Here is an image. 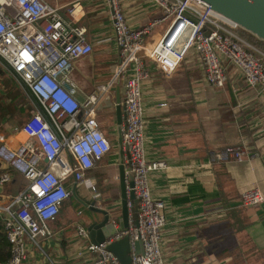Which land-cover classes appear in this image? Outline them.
Listing matches in <instances>:
<instances>
[{
  "label": "built area",
  "instance_id": "obj_1",
  "mask_svg": "<svg viewBox=\"0 0 264 264\" xmlns=\"http://www.w3.org/2000/svg\"><path fill=\"white\" fill-rule=\"evenodd\" d=\"M107 1L119 65L106 85L79 100L73 65L93 51L85 29L72 16L65 19L59 8L44 0H0V68L33 108L22 125L14 129L23 140L15 146L0 145V164L4 167L0 168V188L15 174L26 182L17 195L0 204V219L10 245L6 264H29L27 241L52 235L49 223L57 218L71 194L69 179L83 183L86 172L111 152L112 145L96 113L103 96L117 81L125 82L121 143L126 202L130 209L127 173L131 172L132 191L138 200V225L133 226L129 217L126 229L98 245L90 241L82 225H76V235L92 255L91 264H120L107 247L124 237L129 240L131 264H167L160 247L165 207L153 199L149 185L150 175L166 170L167 164L148 160L145 155L142 85L148 72L143 57L171 75L190 51H195L209 87L222 90L235 72L251 91L264 98V52L214 16L200 0H148L161 15L137 29L127 23L117 0ZM160 26V38L146 46V38ZM212 160L243 163L248 159L241 148L227 147L213 153ZM261 204L264 193L259 189L241 193L243 207ZM135 242L140 243L139 254Z\"/></svg>",
  "mask_w": 264,
  "mask_h": 264
},
{
  "label": "crops",
  "instance_id": "obj_2",
  "mask_svg": "<svg viewBox=\"0 0 264 264\" xmlns=\"http://www.w3.org/2000/svg\"><path fill=\"white\" fill-rule=\"evenodd\" d=\"M44 1L59 8L65 19L72 16L85 29L87 41L93 47L89 56L73 65L78 99L84 100L106 85L119 65L109 3ZM117 1L134 29L161 15L148 0ZM162 28L157 27L146 38V46L160 38ZM143 62L148 72L142 85L145 155L148 160H163L167 164L166 170L154 172L149 178L153 199L165 207L160 247L166 263L232 264L236 260V264H264V204L248 208L241 205L243 191L257 188L264 193V98L251 91L235 72L222 90L209 87L203 80L195 51H190L171 75L164 74L145 57ZM116 88L122 101L123 81H117L110 88L111 104L96 113L106 137L116 134V147L109 139L111 152L88 170L85 181L76 186V196L105 210L115 228L121 207ZM164 103L166 108H160ZM8 106L12 113L3 111ZM32 110L8 74L0 80V145L3 142L15 146L23 140L14 129L22 125ZM227 147L241 148L248 160L214 162L213 153ZM0 168H4L2 164ZM25 185L22 177L13 175L11 182L0 188V204L17 195ZM73 185L70 178V191ZM65 203L57 218L49 223L52 235L36 242L27 241L29 264H91L92 255L85 251L75 227L82 222L88 225L99 216L75 198Z\"/></svg>",
  "mask_w": 264,
  "mask_h": 264
},
{
  "label": "water",
  "instance_id": "obj_3",
  "mask_svg": "<svg viewBox=\"0 0 264 264\" xmlns=\"http://www.w3.org/2000/svg\"><path fill=\"white\" fill-rule=\"evenodd\" d=\"M206 4L212 14L230 26L249 34L256 40L264 43V0H200ZM125 82H123L124 86ZM115 111L117 118V134H118V152H119V175L121 188V207L120 216L118 219V227L115 228L111 222L109 214L103 210L94 207V204H88L80 200L76 196L77 182L74 180V185L71 189V195L78 200V202L87 210L95 212L99 218L91 220V223L86 225L82 222L88 232L90 241L98 245L107 239L113 238L128 227V219L132 220V225H138V200L134 197L133 188V174L127 173V181L131 189L129 193L132 202L130 209L127 208L126 202V171L123 165V152L121 143V113L123 106L121 105V96L119 88H116ZM136 253H141L139 242L134 243ZM107 250L111 252L119 261L120 264H131L130 246L127 237L118 241L112 242L108 245Z\"/></svg>",
  "mask_w": 264,
  "mask_h": 264
},
{
  "label": "trees",
  "instance_id": "obj_4",
  "mask_svg": "<svg viewBox=\"0 0 264 264\" xmlns=\"http://www.w3.org/2000/svg\"><path fill=\"white\" fill-rule=\"evenodd\" d=\"M235 31L243 39H245L246 41H248L249 43L254 45L260 51L264 52V43L263 42H260V41L256 40L254 37L250 36L247 33L242 32L239 29H235ZM228 84L229 83H227L226 86ZM5 108H8V109H4L3 111L6 110L7 112L12 113V109H10L11 106H8V107H5ZM67 201H70V202L74 201V198L72 197L71 194H70V196H69ZM240 211H242V210H240ZM9 258H10V245H9V243L6 240V236H5L4 231H3V225H2V222H1V219H0V264H6L7 261L9 260ZM232 264H236V260H234L232 262Z\"/></svg>",
  "mask_w": 264,
  "mask_h": 264
},
{
  "label": "rangeland",
  "instance_id": "obj_5",
  "mask_svg": "<svg viewBox=\"0 0 264 264\" xmlns=\"http://www.w3.org/2000/svg\"><path fill=\"white\" fill-rule=\"evenodd\" d=\"M96 58H93V60ZM104 64V61H103ZM98 65V64H97ZM4 70L0 69V80H5V77H7V73ZM111 96V90H108V92L103 96L102 100L100 101V104L97 109L99 108H106L105 106H109L111 104V101L109 100V97ZM105 104V105H104ZM104 118V117H103ZM105 119V118H104ZM105 121V120H104ZM106 127V124L103 123V128ZM110 137V138H109ZM108 139L113 144V147H116L115 141H116V134H111V136H108ZM66 204V203H65ZM68 204V203H67Z\"/></svg>",
  "mask_w": 264,
  "mask_h": 264
}]
</instances>
